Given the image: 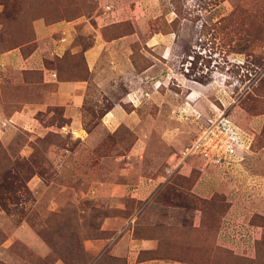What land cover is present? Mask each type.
<instances>
[{
    "label": "rangeland",
    "instance_id": "obj_1",
    "mask_svg": "<svg viewBox=\"0 0 264 264\" xmlns=\"http://www.w3.org/2000/svg\"><path fill=\"white\" fill-rule=\"evenodd\" d=\"M99 17L119 42L90 68ZM77 19L66 41L38 40L36 21ZM38 45L41 68L0 67V145L33 172L27 194L1 197L0 264H264L253 173L264 131L248 112L264 91V0H0V53ZM217 108L252 135L242 164L176 166L171 155ZM114 109L124 117L112 127ZM210 177L239 182L251 214L227 215L232 195ZM132 237L154 243L134 254Z\"/></svg>",
    "mask_w": 264,
    "mask_h": 264
},
{
    "label": "crops",
    "instance_id": "obj_2",
    "mask_svg": "<svg viewBox=\"0 0 264 264\" xmlns=\"http://www.w3.org/2000/svg\"><path fill=\"white\" fill-rule=\"evenodd\" d=\"M110 7V6H109ZM79 21H81V19H77V20H72V21H68L65 24H63L62 22H56L53 23L51 25H45L43 22L41 21H36L35 26H36V30L38 33V40L41 38H44L46 35H50L52 34L54 31H61V33L63 34L61 36V38H59L58 40L61 41H66L69 36L72 34L73 31H75V24L78 23ZM108 21H103L102 18H98L97 22L95 23L93 27V43L84 50V56L86 58V62L87 65L92 68L98 61L99 59L104 55V53H106V50H108V48H110V46H115L117 45V43L119 42V39H111V40H106L103 38L102 34L100 33V28L101 26L107 24ZM88 25L87 24H83L82 28L83 30H87L88 29ZM155 37V36H154ZM154 39H159V36H156V38ZM65 44V43H64ZM43 48H41L40 45H38L36 47V49L34 51H32L30 54H28V56H22V53L20 52V49H11L9 51L6 52H2L0 53V67L6 64H10V63H14L17 62L18 63V67L20 68H29V69H39L41 68L40 65L42 64V52H43ZM113 112V113H112ZM117 112V114H115ZM109 114H115L114 118L112 117H108ZM250 117V123L251 124H255V126H258L259 129L263 127L264 125V113H259V114H254V115H249ZM123 113L122 111H117L116 109L110 111L109 113H107L104 116V120H108L109 124L113 127V124H116L117 120H121L123 118ZM252 153H256V152H252ZM258 156H257V170H255L254 173V181L257 182V185L260 186L259 188L257 187L258 190V194L260 195L261 198H259L260 201H258V205L257 207H255L256 211L262 215H264V145H262L260 147V149L257 152ZM246 163V162H245ZM245 168L247 169L248 166L247 164L244 165ZM205 173H209L208 175H210V171L207 170L205 171ZM212 177H210L211 179ZM213 178L211 179V181L209 182V185L207 184V187L213 186L216 188H221L224 189L225 194H231L232 197H228V200L231 202L230 203V207L228 210L227 215H232V216H239L242 213H247L250 211H253V207L251 210V208H247L243 205L242 201L245 199L244 197H242V186L240 185V183H235V180H230V181H221V179L218 180V178H214V181H212ZM144 188L149 189L151 188H155L153 184L151 183H141ZM140 185V183H139ZM135 190H138V188H135ZM229 192V193H228ZM244 198V199H243ZM242 200V201H241ZM245 204V203H244ZM249 214V215H250ZM248 215V216H249ZM247 225V224H246ZM252 229L254 226H251ZM244 234V233H243ZM220 238V236H219ZM139 240H141V242H139ZM154 239H144V238H138V237H132L131 238V242H132V253L136 254L134 249H140L142 248L141 246H144L146 248H150L154 242ZM239 243V242H237ZM138 244L140 246H138ZM228 246H231L229 244V241L227 240V243H225ZM230 248H234V245L231 246ZM237 248L241 249V243L237 244ZM131 264H186L183 263L182 261L179 260H172V259H165V258H161V257H150L146 260H137L136 256L133 257V260H130Z\"/></svg>",
    "mask_w": 264,
    "mask_h": 264
},
{
    "label": "built area",
    "instance_id": "obj_3",
    "mask_svg": "<svg viewBox=\"0 0 264 264\" xmlns=\"http://www.w3.org/2000/svg\"><path fill=\"white\" fill-rule=\"evenodd\" d=\"M109 7V6H108ZM196 111L193 116H197ZM252 141L248 128L236 123L225 109L217 108L190 141L171 158L178 166L189 157H199L205 165L219 171L234 172L242 164L244 152Z\"/></svg>",
    "mask_w": 264,
    "mask_h": 264
},
{
    "label": "trees",
    "instance_id": "obj_4",
    "mask_svg": "<svg viewBox=\"0 0 264 264\" xmlns=\"http://www.w3.org/2000/svg\"><path fill=\"white\" fill-rule=\"evenodd\" d=\"M261 93L257 94L252 91L254 97H251L253 101L248 109V112H250L251 115L264 113V91L262 90ZM262 106L263 108H261ZM258 107L259 109L257 110ZM262 131H264V125L262 127ZM263 144L264 142L262 145ZM30 171V164L26 159L19 157L11 158L6 150L0 145V172L3 173V186L5 189L3 192L0 191V202H2V204L3 201L1 197L4 195V192L10 193L11 196H15L13 192L17 190L22 191V195L25 193L27 194L28 188L26 180H28L29 176L33 173ZM261 226L264 228V225Z\"/></svg>",
    "mask_w": 264,
    "mask_h": 264
}]
</instances>
